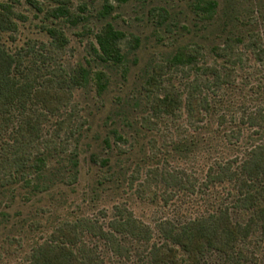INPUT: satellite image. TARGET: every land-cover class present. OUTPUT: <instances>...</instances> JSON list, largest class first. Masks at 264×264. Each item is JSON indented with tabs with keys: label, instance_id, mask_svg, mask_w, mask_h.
Returning <instances> with one entry per match:
<instances>
[{
	"label": "trees",
	"instance_id": "16d2710c",
	"mask_svg": "<svg viewBox=\"0 0 264 264\" xmlns=\"http://www.w3.org/2000/svg\"><path fill=\"white\" fill-rule=\"evenodd\" d=\"M26 1L52 20L87 23V15L72 11L70 0H52L46 8L37 0ZM101 1L97 15L102 22L93 33L91 52L104 69L93 76L88 62H77L65 73L46 63L42 67L26 59L27 50L11 51L0 41V231H6L8 240L27 222L10 224L4 208L10 203L5 200L39 196L51 200L61 187L73 188L80 174L79 156L92 145L101 147L90 154L91 162L105 173L98 184L117 183L126 173L123 165L112 161L110 142L111 135L126 141L121 120L112 119L108 126L96 123L97 130H92L93 124L83 129L73 123L75 113L66 109L73 91L86 88L91 80L95 92L104 93L110 79L106 70L122 67L124 74L128 72L122 46L126 33L110 18L129 0ZM192 5L199 29L205 30L198 36L214 38L211 58L205 59L201 44L184 42L146 75L139 93L153 127L129 124L135 140L130 154L137 155V161L147 163L148 158L156 164L160 159L188 161L202 151L211 155L212 148L227 150L230 155L225 158L209 159L202 178L206 188L219 185L225 195L197 215L162 218L155 228L125 208L119 218L104 221L88 216L59 221L47 238L31 246L23 264H110L111 259L116 261L113 256H124L123 264H264V0H223L221 5L219 0H195ZM19 17L24 18L12 2H0V34L16 32ZM41 29L56 50L67 44L60 23L53 21ZM132 40L135 49L138 38ZM41 57L43 61L45 55ZM177 68L188 73L181 85L170 75ZM158 124L166 129L162 134L157 129L165 147L161 157L146 152L144 141L155 142ZM170 127L176 136L169 137ZM71 141L74 147L69 149ZM148 170L166 186L195 192L193 172L157 166ZM155 184L148 186L151 203L159 194V182Z\"/></svg>",
	"mask_w": 264,
	"mask_h": 264
},
{
	"label": "rangeland",
	"instance_id": "374dc122",
	"mask_svg": "<svg viewBox=\"0 0 264 264\" xmlns=\"http://www.w3.org/2000/svg\"><path fill=\"white\" fill-rule=\"evenodd\" d=\"M37 1L45 8L53 5L52 0ZM70 1L73 12L87 15V23L83 26L81 24L72 25L62 20H52L45 15L44 10L38 12L26 0H0V2H12L14 11L24 16L23 19L15 18L18 25L17 31L1 33L0 41L11 51L20 47L27 50L26 59H31L38 65L42 64V67L46 66V63L55 69L62 68L65 73H68L77 62L83 64L88 62L93 76L96 70L104 69L100 62L93 59L91 52V45L95 40L93 33L98 30L102 22L97 15L102 1ZM222 1L219 0L220 5ZM193 2L195 0H129L125 4L118 5L112 12L110 20L115 27L126 33L122 46L127 54L128 72L124 74L122 67L116 70H106L110 79L104 93L97 94L95 84L91 80L86 88L73 91V98L66 109L72 115L75 113L73 123L78 126L82 125L83 129L88 124H93L92 130H97L96 123L108 126L112 119L121 120L119 124L121 127L125 126L126 132L123 136L126 141H120L111 135L110 142L113 145L112 161L116 159V166L123 165L126 173L124 172V177H120L117 183L98 184L104 180L103 174L105 173L99 171V165L90 160V154L101 149V147L96 149L95 145H92L88 152L87 150L82 151L79 156L80 174L73 188L61 187L60 193H55L54 199L51 200L47 196L34 197L29 201L16 197L13 202H8L10 198H7L8 200L5 201L10 204H8L9 207L4 208L10 214L11 222L9 223L13 221L18 224L26 220L27 225L23 227V231L16 228L10 240L5 238L6 231H0V264H23L31 246L36 241L47 238L59 221L65 219L88 216L91 219L97 218L104 221L119 218L125 208L131 211L136 218L155 228V223L162 218L180 219L197 215L225 195L226 189L219 185L215 188L211 186L206 188L202 184V178L206 166L211 161L209 159H223L230 155L227 150L222 151L221 148L217 151L212 148L211 155L202 151L195 157H190L188 161L160 159L156 164L151 160L148 162V158L147 163L137 161V155L130 154V144H133L135 148V140L127 127L133 123L144 125L146 128L153 127L148 116L149 107L144 104L143 94L139 93L146 75L152 73L156 65L165 63L168 54L172 53L178 44L184 42L201 44L205 59L209 61L211 58L209 48L214 38L209 36V39H204L198 36L205 30L199 29ZM163 9L166 13L162 11ZM258 12L256 10L254 14ZM53 21L60 23L67 37V44L61 50H56L51 46V38L41 29L42 25L50 26ZM10 35L14 41L10 39ZM132 36L138 38L139 45L135 49H132L134 45ZM44 55L45 58L41 61V56ZM187 74L186 69L177 68L170 71L176 85H181ZM144 115L145 119L142 118ZM168 122L171 121L168 120ZM55 126V124L52 125L48 132L50 133ZM155 129L156 131L158 129L160 133L166 131L164 124H158ZM169 130L171 131L169 137L176 136L175 130L171 127ZM159 132L157 131L155 142L148 138H144V141L147 144L146 152H156L161 157V152L165 150V147ZM60 134L62 136V133ZM73 147L74 142L71 141L68 148ZM125 151L128 153L125 154ZM156 166L159 170L165 167V169L179 168L193 172L197 177V181H194L196 182L195 192L178 190L176 187L166 186L159 178H151L148 169ZM155 182H159L157 185L159 194L156 201L151 203L148 199V192L149 187L155 188ZM117 186H119L118 189ZM144 188L145 191H143ZM17 212L19 214H16ZM36 221H39L41 225L35 224ZM113 257L116 261L111 259L110 264H123L124 256Z\"/></svg>",
	"mask_w": 264,
	"mask_h": 264
}]
</instances>
